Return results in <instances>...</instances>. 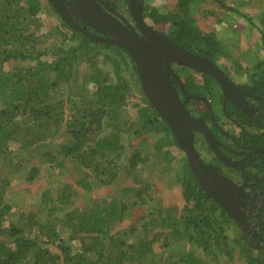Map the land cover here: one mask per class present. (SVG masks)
<instances>
[{"label":"trees","instance_id":"16d2710c","mask_svg":"<svg viewBox=\"0 0 264 264\" xmlns=\"http://www.w3.org/2000/svg\"><path fill=\"white\" fill-rule=\"evenodd\" d=\"M173 1L164 12L146 5L142 15L181 46L218 54L221 41L212 32L200 33L191 18L195 0ZM210 1L234 9L224 0L198 2ZM234 1L241 7L264 9V0ZM46 9L60 17L41 0H0V61L28 64L0 69V264H204L198 255L186 252L178 260L162 261L156 242L172 257L171 243L181 240L214 261L227 264L234 258L236 264H264V254L227 245L224 226L212 215L213 205L201 200V190L186 181L184 164L172 178L180 184L181 202L150 209L149 214L135 218L128 230L122 221L131 206L149 204L153 196L148 193L147 198L144 193L150 185L123 186L120 199L82 205L76 202L80 194L70 181L61 182L55 197L49 189L38 197L31 195L30 187L10 186V177L27 163L32 165L25 182L33 183L46 165L68 173L86 190L91 189L89 178L99 185L111 184L123 166L135 169L147 160V152L134 145L126 160L119 161L124 148L121 138L129 130L136 135L156 132L153 148L159 172H169L177 157L164 149L166 124L156 122V110L143 95L128 52L88 38L61 18L60 26L55 24L43 33L41 13ZM259 17L264 23V14ZM48 54L52 60L46 58ZM131 86L137 87L143 101L136 111L139 119L128 123L122 113L130 105ZM60 133L66 136L56 144ZM15 207L17 222L7 218Z\"/></svg>","mask_w":264,"mask_h":264},{"label":"flooded vegetation","instance_id":"af4514ba","mask_svg":"<svg viewBox=\"0 0 264 264\" xmlns=\"http://www.w3.org/2000/svg\"><path fill=\"white\" fill-rule=\"evenodd\" d=\"M43 1L55 10L53 3ZM118 1L96 0L104 13L126 27H134L143 36L133 21L128 0H121L119 5ZM141 1L143 13L146 3ZM81 4V0H64L60 7L64 14L55 11L80 33L75 24L106 36L83 23ZM143 20L178 44L168 32L157 29L144 17ZM241 42L245 47L243 56L228 51L222 60L219 52L215 59L212 52L190 50L216 65L219 80L174 61L169 66L161 65L156 79L169 80L186 116L180 113L181 121L176 123L179 129L175 123L172 127L176 131L157 111L156 122L166 124V145L177 156L176 160L184 164L186 181L201 190V200L213 205L212 215L224 226L229 238L227 245L264 254V53L258 55L251 50L255 45L250 36L240 40V47ZM233 68L237 72L228 73ZM177 117L178 113H174L175 120ZM195 199L192 196L191 202Z\"/></svg>","mask_w":264,"mask_h":264},{"label":"rangeland","instance_id":"374dc122","mask_svg":"<svg viewBox=\"0 0 264 264\" xmlns=\"http://www.w3.org/2000/svg\"><path fill=\"white\" fill-rule=\"evenodd\" d=\"M41 1L43 2V4H45V1ZM198 1L199 0H195V5L197 6L193 8L191 18L195 22L196 26L201 28V30H199L200 33L212 32V34L221 41L220 44L222 48L219 52L220 55L218 54L221 60L223 57H225L224 54L228 51L232 52L233 55L238 54L239 56H243V50L245 49V47L242 42L240 47V40H244V38L248 36L252 38V42L254 41L255 45L251 50H254L255 53H258V55L264 53V23L259 17L260 13L264 14V9L260 12L259 10L250 7H241L240 5H238V1H234L233 3V0H224L227 6H230L231 9L234 8L233 10H226L220 7L216 1H210L205 4H200V2ZM173 2V0H145L146 5L154 6L155 8L157 7L162 12L167 11L172 6ZM120 3L122 4L121 0L118 1V5ZM41 16L43 17V27L41 29L43 33L48 31L49 28L55 24L57 26L61 25L60 17H56V15H54L52 11H48V9L43 11L41 13ZM218 17L220 18V20H218ZM64 30H66V32H69V29L65 28ZM49 44L50 41L46 42V46H49ZM216 57L217 55H215V59ZM46 58L52 60L49 54ZM25 65L28 64L20 60H10L8 62L0 61V69H3L5 71L12 70L16 66L22 67ZM224 69L226 70L225 67ZM126 72L128 73V71ZM126 72H124V74L126 77H128V74ZM235 72H237V70L234 68L228 71V73L230 74H233ZM128 99L130 100V105H128L127 108L124 109L122 118L125 117V119L128 120L129 123V121L139 119L136 111L138 108V104L143 101L141 92L137 89L136 86L135 88L131 86V91L128 93ZM64 136L66 135L63 133L56 135L55 143L57 144L62 142L65 138ZM121 143L124 148L122 150V157L119 160L120 162H124L126 160L134 145L146 151L148 156L146 162L139 163L135 169H130L123 166L120 170L119 177L115 179L111 184L99 185L96 180L89 178L87 182L91 184V189L86 190L81 186H78L75 183L74 179L67 175L68 173H58L56 169L49 168L46 165H43L40 168L39 174L37 178L35 177L34 182L29 183L24 181V177L26 176L29 165L31 164L27 163V165H25L21 171L15 172L13 174L14 176L10 177V186H14L17 188L25 186L30 187L31 195L37 194L36 196L38 197L42 195V192L44 190L49 189L51 190L50 194L55 197V194L58 193L59 186H61L62 184L61 182H65V180L68 182L70 181L72 184H74L75 189L80 194V197L76 202L79 205H82L86 204L90 200L98 201L99 199H106L109 201L114 197L120 199L122 198L120 187L123 186H133L135 189L139 188L140 186L143 187L146 184L150 185L151 189L147 191V193H144V196L146 194L148 196L149 194L153 196L149 201V204L131 206L128 209L125 220L122 221L121 226L128 230V227L134 222L135 218H138L139 215L145 216L149 214L150 209L157 210L158 207H163L164 204L169 205L170 202H178L180 200V184L178 181H175V179L179 174L181 163L176 160L177 157H174L175 160L173 159V161L171 162V169L169 172L162 173L158 171L157 168H160V165L156 156V148H153V145L156 144L155 131H150L147 134L140 133L136 135L134 130H129L127 133H124L122 135ZM164 149L169 150V152L171 153V149L167 145H164ZM29 161L33 162L34 160ZM174 177L175 179L172 180V178ZM179 202H181V200ZM13 210L15 211V214L13 211V214L11 213L7 218L10 219V221L17 222L18 209L15 207ZM44 216L46 217V215ZM186 244L187 243L184 240L171 243L169 253L172 252V257L166 255L162 247L160 248V241L156 242V250H158V255H160L162 261L165 263H167L168 258L178 260V256L186 252L196 256L198 255L197 257L201 258V261H203L204 264H225L222 261H214V259H212L209 255L202 253L199 248H194V245L191 246L189 244L188 246H185ZM219 257L220 259L223 258L221 254ZM233 259L229 260L230 262H228L227 264H236V260Z\"/></svg>","mask_w":264,"mask_h":264},{"label":"water","instance_id":"95a60500","mask_svg":"<svg viewBox=\"0 0 264 264\" xmlns=\"http://www.w3.org/2000/svg\"><path fill=\"white\" fill-rule=\"evenodd\" d=\"M49 1L53 3L59 14H64L60 9L64 0ZM81 2L83 10L81 20L83 23L90 25L107 37L101 34H93L83 29L79 24H75V27L79 28L84 35L92 40L107 41L123 47L128 52L135 64L144 96L153 108L161 114V117L170 128L173 127L174 123L176 126V123L181 121L180 113L186 116V111L181 104H178L176 92L171 87L169 80L162 79L163 82L156 79V75H158L156 70L161 65L169 66L170 62L174 61L203 70L211 74L213 78L220 79L219 70L211 60L180 47L166 34L146 24L142 17V1L128 0V4L133 21L142 31L143 36L139 35L134 27H126L114 16L104 13L96 0H81ZM174 113H178L179 118L177 117V120L174 119ZM182 127L185 128V125ZM177 128L179 129V127ZM172 129L176 131V128ZM234 218L237 219L238 217Z\"/></svg>","mask_w":264,"mask_h":264},{"label":"clouds","instance_id":"9594fccd","mask_svg":"<svg viewBox=\"0 0 264 264\" xmlns=\"http://www.w3.org/2000/svg\"><path fill=\"white\" fill-rule=\"evenodd\" d=\"M86 36V35H85Z\"/></svg>","mask_w":264,"mask_h":264},{"label":"crops","instance_id":"0c3cea01","mask_svg":"<svg viewBox=\"0 0 264 264\" xmlns=\"http://www.w3.org/2000/svg\"><path fill=\"white\" fill-rule=\"evenodd\" d=\"M218 39V38H217Z\"/></svg>","mask_w":264,"mask_h":264}]
</instances>
